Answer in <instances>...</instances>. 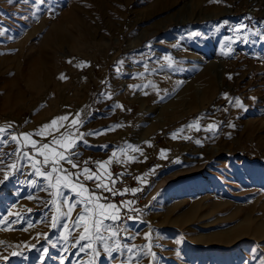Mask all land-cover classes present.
I'll return each instance as SVG.
<instances>
[{
    "label": "rangeland",
    "instance_id": "1",
    "mask_svg": "<svg viewBox=\"0 0 264 264\" xmlns=\"http://www.w3.org/2000/svg\"><path fill=\"white\" fill-rule=\"evenodd\" d=\"M257 29L264 30V0H0V129L6 130L0 137L7 141L0 144V264H107L103 250L94 257L86 240L76 244L74 230L61 234L67 218L57 213L59 205L79 204L88 191L69 183L57 197V188L32 167L50 170L41 166L44 155L53 159L89 132L102 134L83 137L87 143L73 149L75 162L110 161L103 168L131 174V182L143 185L137 191L147 187L145 206L186 212L187 223L155 237L145 225L135 235L133 247L146 264H190L201 253L225 259L222 264H264V40L254 35ZM244 37L247 43L240 42ZM228 38L230 56L222 53ZM161 64L173 74L153 76L152 65ZM183 79L192 88L203 83L208 98H158L162 87L176 88ZM235 97L243 108L230 103ZM62 116L68 119L44 136L22 135ZM210 124L217 126L214 138L205 130ZM66 132L74 135L63 146L37 152ZM172 138L177 143L167 164L152 170L142 151ZM147 171L151 178L144 180ZM156 187L172 189L173 197L149 200ZM236 205L244 209L238 218L216 221Z\"/></svg>",
    "mask_w": 264,
    "mask_h": 264
},
{
    "label": "crops",
    "instance_id": "2",
    "mask_svg": "<svg viewBox=\"0 0 264 264\" xmlns=\"http://www.w3.org/2000/svg\"><path fill=\"white\" fill-rule=\"evenodd\" d=\"M162 48V47H161ZM152 69L155 70V72L153 71L151 74L153 76L156 77H160L161 73L162 76H168V74H173L172 70H169L171 68L164 66V65H157V67H155V65H152ZM165 79V78H164ZM196 82V81H195ZM197 83V82H196ZM146 84V82L144 83ZM148 85V84H146ZM169 83L167 84V86H164L161 88L162 90V94L165 95H161V97H158L159 99H168V98H173L176 97L178 99L181 100H189V99H193L195 98L196 100H205L206 98H208V93H207V87L204 86L203 83H201L200 85L196 86V87H191V83L188 82L187 80L185 81L184 79L180 82V84L174 88L171 87ZM159 95V96H160ZM176 98V99H177ZM187 113V112H183ZM176 141H174V139H163L161 141H159L155 147L153 148H149V149H145L142 151V155L141 157L147 158V162L150 163L149 165H151V169L154 170V168L158 169L161 166H164L167 164V159L171 156L170 154H173V152L171 153L170 149L174 148L176 145ZM150 149H152L150 151ZM163 150V151H162ZM134 155V151L131 152H127L126 153V157L127 159L125 160V163L128 162V158ZM157 158L156 162L154 161V159ZM144 162V161H143ZM79 167L78 169L82 170V168L87 167L91 170V174L94 175V177H99V180L97 179H93V180H88L86 181L87 184L89 183V185L91 186V188H93V192L97 195L100 196L101 199L99 201H95L93 200L91 202V205L89 207L88 212L85 215V220L80 221V227L75 228L73 225V222L77 220V217L84 212V201L85 199L88 197V195H84V198L80 199L79 204H77L75 202V200L70 201L72 204H75L76 207L72 208L71 212L68 214L67 219L64 217V213H68V208H69V202L67 201L66 203V207H62L65 206L63 203H61L57 209V213L59 215H61L63 217V219H66L65 221H63V226H61V234L62 236H68V232L70 229H72L71 231L74 230V233L77 232L76 235V240H79V237L81 234H84L86 236L91 235V228H92V221H93V217L94 215L99 213V209L95 208V204L97 203H104V195L108 192L105 191L103 188H97V183H102L104 185H107L109 188H113L115 184H119L120 188H117V191L120 193L125 189L130 190V186L132 185H136L137 183L131 182L130 180H133V177L130 176L131 174H122V171L120 170V174H118L116 171H114V166H110V167H106V168H101L98 166H92V165H85L84 162H79ZM64 167V166H63ZM66 169L68 167H65ZM69 170V169H68ZM70 172L74 173L75 171L73 170H69ZM102 171V172H101ZM155 171V170H154ZM122 174V175H121ZM150 173L147 171L143 178L145 179H150ZM80 177L85 178L84 175H80ZM81 178V180H82ZM174 177L169 178L167 181H172ZM113 181H115V183H113ZM163 182V181H162ZM165 182V181H164ZM167 182V183H168ZM139 185V186H137ZM136 186L133 187V189H137L140 186V184H137ZM146 185V184H144ZM86 186V185H85ZM88 188V186H86ZM150 191V190H149ZM172 192V189L169 188H160V187H156V189H152L149 193H148V198L149 200H154V198L156 196L161 197V199L163 197H167V200L170 197H173L174 194L170 193ZM159 199V198H158ZM166 200V201H167ZM130 203H128V209L130 212H135L137 214V216L135 218H133L131 220V222L126 225V226H121L118 222V224L113 225L114 229L116 231H118L119 235L118 237H116V241L115 242H119L123 245H126V248H122L120 251L123 252V254L120 252H110L108 254H105L103 257L105 261H107V264H121V261L124 260L125 264L128 262V256L129 253L127 251L128 248L133 249V252L138 254V249L135 246V248L133 247V244L136 243L135 239V235L137 233H139L140 229L143 228L146 225V228L149 229L151 228V230L149 232L153 233L154 232V236H156V233L163 230V229H169L168 227L171 225L175 226V224H180L181 220L183 222H185V220L183 218H186V212H183L180 208L178 207H171L170 205H168L167 207H149V205L147 206H136L135 202L131 199L129 200ZM118 206V215L122 216L120 211H121V205L119 202L115 203ZM80 206V207H79ZM155 206V205H154ZM190 209V208H189ZM202 207H196L193 208V210H195L197 212V210H201ZM243 208L240 207L239 205H236L235 208L231 211L230 215L228 217H224L221 218V216H223L224 214H220L217 215V219L216 221L219 220H228L229 218L233 219L234 218H238L239 215L243 212ZM105 212L108 214H112L113 213V209H105ZM188 212H192L191 210ZM204 215L208 214V210L203 211ZM58 215V216H59ZM99 219H103V217H98ZM247 218H249L248 214H247ZM105 223H110V221H105ZM187 223V222H185ZM64 225H67V228L64 227ZM188 225V224H187ZM87 226L89 228V232L88 233H84V227ZM145 228V227H144ZM144 231V229L142 230V232ZM163 232V231H161ZM121 234V235H120ZM164 234V233H162ZM105 236H108L109 233H104ZM144 236V235H143ZM232 237V236H231ZM238 239V237L235 238V240ZM134 240V241H133ZM234 240V241H235ZM86 241L88 242V240L86 239ZM93 243H98L96 241H92ZM115 242L114 241H109V245L111 247H115ZM89 243V242H88ZM137 244V243H136ZM155 244V241H154ZM138 245V244H137ZM141 249L143 250L142 246L140 245ZM146 247V246H145ZM193 248V246H189V248ZM187 249L188 251L191 250ZM147 249V247H146ZM143 252V251H142ZM141 252V255H143V253ZM90 255V254H88ZM124 256V257H123ZM195 258V261H192L190 264H209V262H211V264H222L223 262H225V259L223 261H221V257L215 256V255H208L207 253H201V256H193ZM81 258H84V256H81ZM87 258H90V256H87ZM190 258H192V256H190ZM212 259L211 261L207 260ZM135 260V257L132 259ZM147 262V257L146 256H142L140 258V263L139 264H146ZM188 264V263H187Z\"/></svg>",
    "mask_w": 264,
    "mask_h": 264
},
{
    "label": "snow or ice",
    "instance_id": "3",
    "mask_svg": "<svg viewBox=\"0 0 264 264\" xmlns=\"http://www.w3.org/2000/svg\"><path fill=\"white\" fill-rule=\"evenodd\" d=\"M10 2H12V0H10ZM46 2V0H39V3L41 5H43ZM37 11H39V9H37ZM48 14L52 15L55 12V9L52 6H49V8L47 9ZM246 25H241L240 26V30L246 28ZM254 35H256L258 37V39L260 40H264V30L261 29H257L256 32L254 33ZM240 42L243 43H247V37H244ZM233 43L232 38H228L226 47L228 49V51H224L222 49V53L226 56H230L232 54V48L231 45ZM165 59L169 60L170 64L169 66H171V58L170 57H166ZM118 63H123V61H120ZM65 77L63 75H61L60 79H64ZM229 79H231V76H229ZM139 87V86H136ZM152 87H155V85H152ZM101 95H105V94H101ZM225 97H227V94H223ZM110 98V97H109ZM255 99V98H253ZM230 103H234V105L236 107H240L243 108L244 105L242 104L241 100L239 97H235L232 98V100L230 101ZM118 107H122L120 105H117ZM79 113L77 114V117H79ZM68 117L67 116H62L59 118H54L49 124H45L41 127L40 130H38L36 133H27V134H22L24 136L25 139H28L29 137H31L32 135H40V136H44V130L46 129H51L53 128V126H55L57 124L58 121H65L67 120ZM77 124V120H73L72 121V125H76ZM82 124V122H81ZM231 127H234V125H230ZM188 127H192V125H189ZM216 125L215 124H210L207 126V129H205L206 131H209L212 133V136L210 138H214L215 136V131L214 129H216ZM58 131V129H56ZM197 130H200L199 128H197ZM5 129H0V132H5ZM180 131H183L182 129ZM102 133H98V132H89V133H80L79 137L77 138L76 142L70 143L67 147H65L63 152H57L55 157L53 159H49V157L47 155H44V159L41 162V166H46V165H50V170L48 171H44L41 172V168L40 167H36V164L33 163L32 167L35 170V175L40 176L46 180H49V184L48 187H56L57 191L55 193H53V195L59 197L62 193L60 191V188H66L69 186V183H71V186L73 189H75V187L77 185H79L81 192L83 191H88V197L85 199L84 201V212L81 213L78 217L77 220L73 222V225L75 228L80 227V221L85 220V215L89 210V207L91 205V202L93 200L95 201H99L101 199L100 196H97L92 190L90 189H85V186L82 182H80L79 180V176L80 175H84L86 180H93L94 178L99 180V177H94L93 174H91V170L87 167L82 168V170L78 173H72L70 172L68 169H65L61 162H66L68 164L71 165L72 168H78L79 165L77 162H75L73 160V157H77L79 154L76 151H73V149H75L78 146L79 142H83V143H87V141L83 140V137L85 135H99ZM8 135L11 138L12 142H16L17 141V137L16 136H12L11 133H8ZM74 133L72 132H66L61 134V136L59 138H54L51 142L49 143H44L42 145H40L39 149H36L37 152H40L41 149H49L51 144H57V145H62V141L66 138V137H71L73 136ZM197 143H199V141H197ZM0 144H3L4 146H7V141L4 140L3 137H0ZM36 146V142L33 141V147L35 148ZM126 149H120L121 152H124ZM134 151L138 150V149H133ZM163 151V150H162ZM5 155H12V153H6ZM116 156V153H113V157ZM110 161L107 162H96L98 167H103L104 163H109ZM85 165H87V161L84 162ZM63 174L62 176L59 174ZM56 174V175H53ZM122 175V174H121ZM75 177V180H72L71 178ZM5 179H7V176H5ZM54 180L55 183H52V181ZM35 183V182H33ZM113 183H115V181H113ZM97 188H103L105 191L108 192H112V189L109 188L107 185H104L102 183H97ZM44 191H47V188L42 189ZM127 191H129L128 189L124 190V193H127ZM131 191L133 193H135L137 191V189H131ZM113 194H116L113 192ZM79 195V193H78ZM106 199V198H104ZM55 203V201H53ZM63 203V202H62ZM130 203V202H128ZM76 207L75 204H72L71 202H69V208H68V213H64V217L67 218L68 214L71 212L72 208ZM95 208H98L100 211L98 214L94 215L93 217V221H92V228H91V235H84L81 234L79 237V240L76 241V244H80V241H85L86 239L88 240V244H87V248L91 249V253L92 255L98 256L100 254V251L103 250V252L105 254H108L110 252L116 251V252H120V250L122 248H126V245H123L119 242H115L116 241V237H118L119 233L118 231H116L113 227V225L118 224V222L121 220V217L118 215V206L116 204L113 203H107V204H103V203H97L95 204ZM105 209H113V213L112 214H108L105 212ZM103 217V219H99L98 217ZM2 219V218H0ZM57 217L54 216L53 217V223H52V227L55 228L57 226ZM105 221H110V223H105ZM65 228H67V225H64ZM70 231V230H69ZM89 232V228L87 226L84 227V233H88ZM104 233H109L108 236H105ZM147 238V237H146ZM65 239H67V237H65ZM92 241H96L98 242V247L96 248H92ZM109 241H114L115 242V247H111L109 245ZM80 251H84L85 250V245H80L79 247ZM45 252H47V249H44ZM129 256H128V261L129 264H131L132 259L135 257L137 264H139V255L133 252V249L128 248L127 249ZM88 264H93V261H88ZM121 264H125L124 260L121 261Z\"/></svg>",
    "mask_w": 264,
    "mask_h": 264
},
{
    "label": "built area",
    "instance_id": "4",
    "mask_svg": "<svg viewBox=\"0 0 264 264\" xmlns=\"http://www.w3.org/2000/svg\"><path fill=\"white\" fill-rule=\"evenodd\" d=\"M117 188H120L119 184H115L112 188V192H107L104 195V203H113L119 202L121 205V220L119 221V224L121 226L128 225L133 218L137 216L135 212H130L128 209V202L129 200H133L135 202L136 206H145L147 204V187H143L133 193L131 190L127 191V193H124V190L122 192H118ZM116 193V194H113ZM121 235V234H120Z\"/></svg>",
    "mask_w": 264,
    "mask_h": 264
},
{
    "label": "trees",
    "instance_id": "5",
    "mask_svg": "<svg viewBox=\"0 0 264 264\" xmlns=\"http://www.w3.org/2000/svg\"><path fill=\"white\" fill-rule=\"evenodd\" d=\"M28 150H29V152L32 153V154H33L34 151H35V149H32L31 147H29ZM47 167L50 168V166H47ZM64 168H65V167H64ZM65 169H66V168H65Z\"/></svg>",
    "mask_w": 264,
    "mask_h": 264
}]
</instances>
